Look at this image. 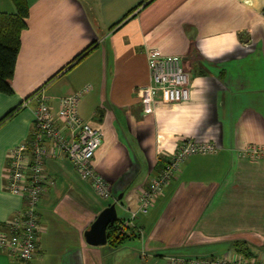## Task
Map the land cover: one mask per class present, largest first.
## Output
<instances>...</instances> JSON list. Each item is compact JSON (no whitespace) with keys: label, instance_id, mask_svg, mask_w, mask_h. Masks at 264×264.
Here are the masks:
<instances>
[{"label":"crops","instance_id":"obj_1","mask_svg":"<svg viewBox=\"0 0 264 264\" xmlns=\"http://www.w3.org/2000/svg\"><path fill=\"white\" fill-rule=\"evenodd\" d=\"M27 4L12 93H0V230L23 207L3 176L8 151L31 138L36 103L26 99L39 89L52 110L86 90L77 112L103 134L92 164L112 193L100 199L64 156L47 159L29 264H187L169 257L218 256L234 242L264 253V156L239 155L264 147V0ZM0 13H14L10 0H0ZM147 49L182 58L188 101L157 102L144 113L138 89L149 84ZM183 139L218 151L189 157L145 215L122 231L114 224L133 238L116 248L86 244L83 233L101 210L114 203L123 219L137 207L139 191ZM0 264L20 263L0 253Z\"/></svg>","mask_w":264,"mask_h":264},{"label":"built area","instance_id":"obj_2","mask_svg":"<svg viewBox=\"0 0 264 264\" xmlns=\"http://www.w3.org/2000/svg\"><path fill=\"white\" fill-rule=\"evenodd\" d=\"M149 84L138 89L144 113L154 110L157 102L177 104L190 98L189 74L183 67L182 58L162 55L155 49L145 51ZM83 89L58 100V109L52 110L48 98L38 91L26 104L34 100L31 138L7 153L4 172V189L23 200V207L0 230V253L29 264L37 252L39 220L37 207L47 183L43 165L47 159L64 156L79 178L88 183L97 197L109 200L112 193L106 181L93 169V157L102 144L103 134L97 127L84 121L77 112ZM218 147L212 143L190 139L179 141L176 150L165 159L158 175L138 193L137 207L128 210L126 218L119 219L117 228L128 227L137 215H145L181 165L193 155L215 154ZM242 157L264 156V147L251 146L239 151ZM52 183V182H50ZM171 261L187 264H264V253L249 256L233 250L218 256L169 257Z\"/></svg>","mask_w":264,"mask_h":264},{"label":"trees","instance_id":"obj_3","mask_svg":"<svg viewBox=\"0 0 264 264\" xmlns=\"http://www.w3.org/2000/svg\"><path fill=\"white\" fill-rule=\"evenodd\" d=\"M10 1L14 7V13H0V93L4 95H10L12 93L11 82L14 74L15 60L19 51V36L21 31L26 28V19L28 16L27 0ZM84 54L85 52L81 53L74 60L81 58ZM38 91L40 89L33 95ZM118 221L119 219L117 218L115 223ZM115 223L111 224L106 232L107 244L112 248H116L122 245L127 239L133 238V236L130 237L126 233L117 232L114 226ZM233 244L234 252L246 256L254 254L250 253L242 242H234Z\"/></svg>","mask_w":264,"mask_h":264},{"label":"water","instance_id":"obj_4","mask_svg":"<svg viewBox=\"0 0 264 264\" xmlns=\"http://www.w3.org/2000/svg\"><path fill=\"white\" fill-rule=\"evenodd\" d=\"M122 195L117 199L120 200ZM117 220L116 206L110 204L101 210L89 228L83 233L84 241L92 247L103 246L107 243V229Z\"/></svg>","mask_w":264,"mask_h":264},{"label":"rangeland","instance_id":"obj_5","mask_svg":"<svg viewBox=\"0 0 264 264\" xmlns=\"http://www.w3.org/2000/svg\"><path fill=\"white\" fill-rule=\"evenodd\" d=\"M117 214H118L119 217H125V214H123V215L121 213H117ZM220 251H222V250H216L215 252H220ZM196 255L197 254H192L191 257H189V258L195 257Z\"/></svg>","mask_w":264,"mask_h":264}]
</instances>
